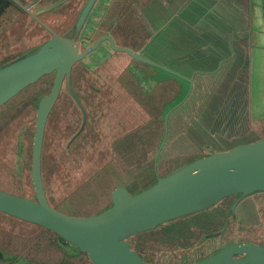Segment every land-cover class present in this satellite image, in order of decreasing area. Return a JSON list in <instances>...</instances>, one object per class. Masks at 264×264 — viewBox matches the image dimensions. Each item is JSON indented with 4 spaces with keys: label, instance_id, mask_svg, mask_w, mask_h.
Segmentation results:
<instances>
[{
    "label": "water",
    "instance_id": "obj_1",
    "mask_svg": "<svg viewBox=\"0 0 264 264\" xmlns=\"http://www.w3.org/2000/svg\"><path fill=\"white\" fill-rule=\"evenodd\" d=\"M11 1L46 28L50 37L0 63V106L43 75L55 72V77L51 90L40 99L36 111L31 168L35 199H27L0 189L1 212L51 231L56 235L58 243L63 246L72 245L79 252L86 254L91 264H153L132 248L130 237L166 222L208 209L228 196H233L234 200L230 205V211L226 214L233 216L235 208L241 203L258 193H264V136L250 138L254 132L248 126L249 115L252 114L251 86L255 56L251 55V50L242 41L249 33L253 10L251 0H246L245 6L234 0L229 1L235 2L236 5H230L228 0H205L204 3L208 12H213L217 24L223 22L219 29L220 32L225 33V36L217 35L216 42L213 41L215 50L210 48L223 54L217 55L218 70L212 72L218 71L217 83L220 80L230 82V87L227 86L230 93L225 95L223 109L225 112H232L231 120L235 122V127L223 136H215L213 132L204 128H198V132L194 135H186L187 130H182V141L200 148L186 155L181 162H178L179 164L175 163L173 166H176L164 174L157 172V160L167 142V118L190 92L194 72L188 77L148 59L143 52L151 40L140 51L134 52L129 48L116 46L113 38L105 35L79 51L76 37L96 0H86L72 27L62 34L56 33L19 0H3L0 2V8L5 4L7 6ZM204 5L202 11H205ZM192 6V0H187L184 9L192 13L194 11ZM256 7L261 19L258 33L263 35L264 41V0H258ZM231 8L233 13L234 10L238 11L236 16L229 14L232 13ZM202 16L207 18L204 12ZM234 19H240L239 27L238 21ZM230 24L237 33L233 32L232 35L228 33L227 30L232 28ZM222 38H226L229 43L224 41L223 50H220L222 47L219 43ZM105 39L109 41L113 50L125 52L137 61L162 69L188 82L189 87L182 99L165 114V129L152 159L154 170L150 180L136 190L119 182L112 188L110 203L104 209L84 216L69 215L50 205L43 186L41 149L45 126L59 96L62 82L66 79L69 91L83 113L82 128L85 111L71 91L69 85L71 70L78 60L95 50ZM262 48L264 49V44ZM224 77L226 80H223ZM244 114L247 115L245 116L247 125L242 124ZM260 118L256 116L253 120ZM243 139L245 142H242ZM208 145L209 150L205 148ZM218 234L211 232L207 236ZM176 264H264V243L234 240L220 245L209 254L194 259H184Z\"/></svg>",
    "mask_w": 264,
    "mask_h": 264
},
{
    "label": "flooded vegetation",
    "instance_id": "obj_2",
    "mask_svg": "<svg viewBox=\"0 0 264 264\" xmlns=\"http://www.w3.org/2000/svg\"><path fill=\"white\" fill-rule=\"evenodd\" d=\"M2 1L3 0H0V2ZM19 1L27 5L32 13L37 14L38 18L52 28L56 33L62 34L72 27L86 0ZM139 2L140 0H96L77 34L76 42L79 47V51H82L86 47L92 45L97 38L105 35L111 36L116 46L129 48L134 52L140 51V49H142L143 46L151 40L145 48L143 54L148 59L158 62L161 65L178 71L188 77H191L193 72L196 71L199 66L198 63H201L200 59L207 57L210 60V57L213 55H197V58L194 59L195 63H193L192 67H190V65H181V63L188 60L187 58H176L175 63L177 65H175V68L170 67L169 61L166 58L168 55L167 45H164L163 43L167 41V37L161 34L165 25L168 23V13L160 17L161 22L158 29L153 25V12L152 14L147 13V21L145 23L142 22V14L139 12L142 5ZM162 2L164 5H167V0H163ZM147 5L148 7L151 5L152 10L153 0H148ZM9 6L19 9L21 13L31 19L38 26V28L44 32L47 38L50 37V33L46 28L40 25L25 10L12 1L8 3L7 6L5 4L1 7L0 13L5 12ZM147 49L148 53H146ZM116 53H121L122 55H116ZM91 55H100L101 58L94 61L90 59ZM155 56L158 61L155 59ZM162 56H166V59L162 58ZM112 58H115L118 62L124 64V69L122 71L118 65H112L111 68L110 63ZM78 64H83L85 70L84 72L94 74L97 77L96 83L93 81H89V83H87L86 87L91 90L90 93H88L90 95L87 97L84 96V101L79 96L74 82V70ZM178 68H192L193 71L191 73H186ZM212 68V66L204 67L206 71L210 70L209 72H200L197 70L198 72L193 75V83L190 92L184 100L169 113L167 118V140L170 133H172V130L176 131L177 128L181 127H183L182 130H187L186 135H194L198 132V128H204L213 132L215 136H223L227 132L234 129L235 122L231 120L232 112H225L223 109L225 95L220 97L218 100H216V97L214 96V93L218 89L219 85L216 82V75L218 74V71L212 72L214 71L211 70ZM112 74H118L117 80H110ZM202 74L215 79L207 80L202 78L199 80L197 76L203 77ZM124 75L128 77L125 80H123ZM54 77L55 72L43 75L36 82L27 85L14 97L0 106L1 111L5 105H9L15 98L17 99L18 104L25 105L24 108H22V110L25 109L23 111L21 110L22 105L16 109L17 112L25 113V118L21 124L22 130L19 132V139L18 135L16 139L9 138L6 134L4 137L6 139V157L3 159H10L11 157H14L11 150L13 144H10V142H15V157L18 159L13 158L10 160L13 163V168H10L9 171L13 182L16 185H14L12 180L8 181L11 179L9 175L4 177L3 170L6 169L3 168V163L0 161V171L2 170L0 172V179H3V181L0 182V189L27 199H35V189L31 179V168L36 111L40 99L51 90ZM44 82H47V85L40 86V84H44ZM142 82L146 85L148 83L147 91L142 88L140 84ZM219 82L222 85L221 89L224 90L226 82L228 83L229 81L220 80ZM111 83H120V85L114 88L110 86ZM69 85L71 91L78 98L85 111L84 124L81 128L83 121L82 110L69 91L66 79H64L60 88L59 96L48 115L45 126L41 149V176L50 205H52L56 210L69 215L84 216V213L73 214L65 212L68 210H63L62 208L53 205L49 200L44 181L43 151L46 131L52 118L51 116L62 98L63 92H66L67 98L72 100V102L79 109L81 115L79 127L73 132L69 142L71 143L85 129L91 112V114H94L99 121H101L100 119L104 120L101 121V123L105 127V132L110 134V132L113 131L115 133L116 137L108 138L109 145L111 146V142L113 141V148L114 144L119 142L118 144L120 149L116 152L124 153L125 150L135 148V144L138 140L136 132L143 135V128L148 131L150 136L148 147L145 149L147 151L151 150L154 143L153 136L155 132L162 135L164 133L165 114L173 106V104H171L173 99L172 97H176L177 101L182 99L183 95H185L188 90L189 83L163 71L162 69L156 68L151 64L137 61L125 52L113 50L109 41L105 39L99 43L95 50L91 51L87 55H84L82 59L78 60L73 65ZM45 87L47 88L45 89ZM104 89L107 90L105 94H103ZM115 103H119L121 107L115 110L113 108ZM93 106H96L97 114L94 111H90ZM0 115L1 117H5L9 114L6 110H3ZM245 116L247 115L244 114L243 117ZM13 117H15V115H12V118ZM117 119L123 120L128 126H124L123 128L119 126V130H117L115 128V122ZM126 119L128 120L126 121ZM1 121L2 118H0V138L2 135L1 131L3 130ZM5 123L7 124V121H5ZM242 124L247 125L246 117L242 121ZM6 131L7 129L4 133ZM117 139L119 140L116 141ZM159 142L160 141H158L157 145H159ZM157 145L156 147H158ZM209 147V145L205 146L206 149H209ZM146 154L147 159V156L149 155L147 152ZM18 161L19 166L17 165ZM17 166L18 173L16 169ZM233 200L234 197L230 196L229 199L222 200L216 206V210H213L214 208L206 210L210 212L222 211L220 215L206 212L207 215H198L186 220L188 221L187 227H181L179 229V226L177 225L176 229L179 232L176 235L168 237L164 234V232H159L146 236L144 241H140V238H137L134 245L141 250H147V245L151 241H156L159 244L170 245L172 247L176 244H181L182 239H186L189 244L190 241H195L200 236V232H194V229L213 230L218 227L223 229L226 225V212L228 213V211H230V205ZM66 204L71 205L69 202ZM243 206L244 207L242 208V205L240 204L239 207L235 208V211L251 210V204H249L248 201H246V203L243 202ZM186 231H193V233L185 234ZM4 248L9 250L12 249L17 253L14 254V252H11V255H6L2 252ZM22 258L28 260V264H91L87 255L79 252L72 245L63 246L58 243L56 235L51 231L46 230L37 224L0 211V264H13L16 261H22Z\"/></svg>",
    "mask_w": 264,
    "mask_h": 264
},
{
    "label": "rangeland",
    "instance_id": "obj_3",
    "mask_svg": "<svg viewBox=\"0 0 264 264\" xmlns=\"http://www.w3.org/2000/svg\"><path fill=\"white\" fill-rule=\"evenodd\" d=\"M234 1L241 3L238 0ZM184 2H187V0H178L176 5H170L168 3V8L179 6ZM257 2L258 0H251V8L253 6V10L250 16L249 33L242 39L245 46H248V49L251 50V55L255 56L251 86L252 114L249 115L251 121L249 118L248 123V126H250L251 130L254 132L250 137L252 139L264 136V49L262 48L264 41L262 38L263 35L258 33L261 27V19L257 12ZM139 3L142 5V8L139 9V12L142 14L141 20L145 23L147 17L143 15V11L148 5L145 6L144 0H140ZM204 3H206L205 0H200V2L197 0V3L192 6V8L195 9V13L201 14L202 17L197 20V26L194 28V33H196L200 39H204L205 37H203V35H207L209 32L216 34L218 31V29L214 27V24H217V22L215 17H213V12H208ZM203 5L205 6V11H202ZM229 8L230 7H228V9ZM230 10L233 12V8ZM203 12L207 14V18L202 16ZM237 13V10H234V13L229 12V14L234 16H236ZM234 20L238 21L237 26L239 27V23H241L240 19ZM203 25L206 27V31L200 30V26ZM209 25L211 26L210 28ZM242 34H244L243 31ZM223 36H225V33ZM46 38L47 36H45L44 32L41 31L31 19L21 13L19 9L9 6L5 12L0 13V63L38 45ZM211 47L214 50L216 48L215 44ZM220 50H223V47ZM146 53H148V49ZM116 55L122 54L116 53ZM193 55L198 54L194 53ZM202 55L223 54L221 52L218 53V51H208ZM100 58V55H91L90 57V59L94 61ZM112 65H118L121 71L124 69V64L118 62L115 58L111 59V68ZM84 71L83 64H78L74 70L75 87L83 101L84 96L87 97L90 95L88 93H90L91 89L86 87L87 83H89V81H93L94 83L97 82V77L94 74H88V72ZM209 71H206L204 68L202 70V72ZM196 72L197 71H194V74H196ZM202 75L203 77L197 76V78L207 80L215 79L204 74ZM117 77L118 74H112L110 80H117ZM127 78L126 75L123 76V80ZM223 80H226V77H224ZM47 82L40 84V86H46ZM219 83V87L214 93L216 100L230 93V89H228V87H230V82H226L224 90L221 89L222 85ZM140 84L145 91L148 90V83L147 85L143 82ZM119 85L120 83L110 84V86L114 88ZM46 88L47 87H45V89ZM106 92L107 90L104 89L103 94ZM172 98L171 104L174 105L178 101L176 97L173 96ZM21 105L22 104L17 103V99L15 98L9 105H5L0 111V114L3 110H6L9 114L5 117H1L0 115L3 125L0 138V161L3 163V168L6 169L3 170L4 177L9 175L11 179L8 181L12 180V182L13 179L9 169L13 168V163L10 160L18 158L15 157V142H10V144H13L11 150L14 157L3 159L6 157V139L4 137L7 135L9 138L16 139L18 135L19 139V132L22 130L21 124L25 118V113L16 111ZM24 106L25 105H22L21 110ZM96 106H93L90 111H94L97 114ZM119 107H121L119 103H115L113 106L115 110ZM12 115H15V117L12 118ZM256 116L261 118L253 120ZM51 117L44 142L43 165L44 181L49 200L53 205L63 210H68L65 212L73 214H94L109 205L110 192L115 183L125 182L124 184L136 190L142 186L143 183L147 182L143 180L142 176L144 169L140 168L139 165H147L149 162L151 164L156 151L152 148L149 151L145 149L148 147L150 139L146 129L143 128V135L136 132V137L140 139L137 140L135 148L121 155L116 152L120 149L119 142L117 144L115 143L113 148V141L111 142V146L109 145L108 138L116 137L115 133L113 131H111L110 134L105 132V127L101 123V121L104 120L100 119L101 121H99L91 112L85 129L71 143L69 142L73 132L79 127L81 115L79 109L72 100L67 98L65 91ZM127 120L128 119H126V121ZM5 121H7V124ZM115 126V128L119 130V126L123 128L128 125L123 120L117 119ZM6 129L7 131L4 133ZM182 129L183 127L177 128L176 131L172 130L170 138L168 137L169 140H166L167 142L163 146V151L160 152L159 159L157 160V172L159 174L167 173L176 166H173L175 163L181 162L186 155L194 153L200 148L197 145H188L182 141ZM118 140L119 139L116 141ZM242 142H245V140L243 139ZM216 149L220 150L218 148ZM142 150H146L148 153L149 156H147V159L144 158L143 154L140 156ZM17 165L19 166V161ZM18 166L16 168L17 173ZM1 181H3V179H0V182ZM14 185L16 184L14 183ZM246 201L251 204V210L242 211L245 214H242L241 211H235V215L233 216L231 214H226L225 221L227 226L225 225L223 229L219 227L213 230L194 229V232L200 231V236L197 240H192L188 244L186 239H182L181 244H176L172 247L170 245L159 244L156 241H151L147 245V250H142L141 254L153 264H176L184 259H194L209 254L220 245L234 240H253L264 243V195L256 194ZM68 202L71 203V205H67L66 203ZM241 205L243 208V203H241ZM193 231H186L185 234H191ZM211 232H218L219 234L217 236H207V234ZM144 240L143 237L140 238V241ZM136 241L137 239L133 241V244L136 243ZM2 252L6 255H11V252H14V254L17 253L12 249L9 250L5 248ZM27 261L28 260L22 258V261L19 260L13 264H28Z\"/></svg>",
    "mask_w": 264,
    "mask_h": 264
},
{
    "label": "trees",
    "instance_id": "obj_4",
    "mask_svg": "<svg viewBox=\"0 0 264 264\" xmlns=\"http://www.w3.org/2000/svg\"><path fill=\"white\" fill-rule=\"evenodd\" d=\"M162 1L163 0H153V5H155L156 2H159L160 4H162L165 7V9L167 11L166 13H168V18H167L168 23L165 25V28L161 34H163V36L167 37V41L163 42V43H164V45H167L168 55L166 58L169 61L170 67L175 68L176 57L175 56H169V55H193L194 53L201 52L203 54L205 52L212 51V50H210V48L213 45V43L208 42L207 36L204 39H200L196 33L192 32V30H190V31L183 30V25H182L183 22L188 23V24L192 23V21L190 19H188L186 17V15L183 13V10H184L183 6L186 2H184L183 4H181L179 6H176L173 8H168V3L170 5H176L178 3V0H167V5H164V3ZM238 1H240L241 4L243 6H245L246 0H238ZM160 17L161 16L159 14H155V13L153 14V25H154V27H157L158 29L160 27V22H161ZM214 35L215 36H217V35L221 36L222 35V37H223V33L220 32V30L217 31V33ZM225 39L222 38V41L219 43V44H221V47H224L223 45H224ZM192 63H193L192 60H190V59L187 60V64L190 65ZM153 137H154V143H153L152 148L154 151H156V149H157L156 145H157L158 141L161 140L162 134L155 132ZM169 138H170V136H169ZM137 139H140V138L137 137ZM130 141H132V140H130ZM132 149L125 150L124 153L130 152V151H132ZM124 153L119 152V154H121V155H124ZM142 154L144 155V158L146 159L147 154H146L145 150H142L140 152V156ZM139 167L144 169V172L142 174L143 180L149 181L151 176L153 175V170H154L152 162H151V164H150V162L147 163V165H144V164L139 165ZM143 180H141V181H143ZM117 183H119V182H117ZM117 183L114 186H116ZM258 194H264V193H258ZM229 198H230V196L226 197L223 200H227ZM220 202H218L216 205H214L210 208L211 209L214 208L213 210H216L217 209L216 206ZM210 208L205 209V210L200 211V212H197V213L187 215V216L182 217V218H178V219L166 222L162 225H159L158 227H156L154 229H151V230L139 233L135 236H132L129 238L130 245L132 246V248L136 249L141 254L142 250L137 248L133 244V241L135 239L141 238V237L146 238V236H148V235L156 234L159 232H164V234L167 235L168 237H170L172 235H176L179 232L176 229L177 225L179 226V229L181 227H187L188 221H186V220H189V219L196 217L198 215H207L206 212H210V211H206V210H209ZM221 212L222 211H212V212H210V214H219L220 215Z\"/></svg>",
    "mask_w": 264,
    "mask_h": 264
},
{
    "label": "crops",
    "instance_id": "obj_5",
    "mask_svg": "<svg viewBox=\"0 0 264 264\" xmlns=\"http://www.w3.org/2000/svg\"><path fill=\"white\" fill-rule=\"evenodd\" d=\"M148 0H144V2H145V6H147V4H148V2H147ZM199 2H200V0H198ZM192 2H193V5H195L196 3H197V0H192ZM228 2H229V4L230 5H236L235 4V2H230L229 0H228ZM240 5H242L241 3H239ZM144 6V7H145ZM234 7V6H233ZM183 9H184V6H183ZM195 10V9H194ZM152 12L153 13H155V14H159L160 16H164L165 14H166V9H165V7L162 5V4H160L159 2H156L155 3V5H153L152 6V10H151V5H150V7H147L144 11H143V15L146 17V15H147V13H150V14H152ZM183 13L186 15V17L188 18V19H190L191 21H192V23L191 24H188V23H185V22H183V30H188V31H190V30H192V32L194 33V28L197 26L196 24V22H197V20L198 19H201L202 17H201V14H196L195 13V11H192V13H188L187 12V10L186 9H184L183 10ZM233 13V12H232ZM229 24V23H228ZM223 25V22H220L219 24H214V27L216 28V29H218V31L220 30L219 28H221V26ZM231 25V24H230ZM211 26L209 25V28H210ZM231 29L230 30H227L228 31V33H231V35L233 34V32L234 33H237L235 30H234V28H233V26L231 25ZM200 30L201 31H206V27L203 25V26H200ZM203 34V33H202ZM208 37V42H210V43H213V41H215L216 42V37L217 36H215L213 33H211V32H209V33H207V35L205 34V35H203V37ZM225 41H226V43H229V42H227V40L225 39ZM211 50V49H210ZM213 51V50H212ZM156 54V53H155ZM198 55H202V53L201 52H199V53H197ZM166 56H162V58H164V59H166L165 58ZM175 57L176 58H187V59H190V60H192L193 61V63H195L194 62V59L195 58H197V55H175ZM155 59L158 61V59L156 58V56H155ZM218 61H219V58H217V55H213L212 57H210V60L206 57V58H203V59H200V62L201 63H198V67H197V69H196V71L197 70H199V69H201V70H203V68L204 67H208V66H212L213 68L211 69V70H215L216 68H217V63H218ZM161 62V61H160ZM197 62H199V61H197ZM162 63V62H161ZM193 63L192 64H190V67H192V65H193ZM177 65V64H176ZM181 65H189V64H187V60L185 61V62H183V63H181ZM179 69V68H178ZM179 70H182L183 72H186V73H191L192 71H193V69L192 68H185V69H179ZM200 71V70H199ZM199 80H201V79H199Z\"/></svg>",
    "mask_w": 264,
    "mask_h": 264
}]
</instances>
